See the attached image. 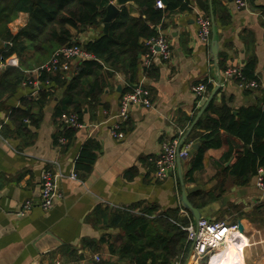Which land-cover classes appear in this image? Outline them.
<instances>
[{"label":"crops","instance_id":"0c3cea01","mask_svg":"<svg viewBox=\"0 0 264 264\" xmlns=\"http://www.w3.org/2000/svg\"><path fill=\"white\" fill-rule=\"evenodd\" d=\"M203 1L205 11L195 0L190 6L197 7L210 19L213 17L208 43L198 38L193 9L167 12L157 26V31L170 44L171 58L163 60L154 55L145 75L140 59L137 79H143L149 88L152 105L130 107L127 120L121 124L122 139H116L110 132L119 109L121 89L125 86L121 73L107 79L108 86L100 95L97 107L89 110L85 106L82 114L79 113L80 118L77 115L83 124L80 128L54 118V109L63 97L62 88L50 91L36 122L22 115L27 99L33 115L39 110L36 100H29L38 96L31 86L21 85L13 95L0 94V264H125L117 254L109 253L107 246V241L122 230L109 226V219L101 209L131 210L136 214L154 209L158 215L166 209L179 208L180 214L186 215L187 211L180 205L179 170L186 188L213 187L216 179L208 178L220 170L216 161L228 148L225 132H222L223 145L205 152L204 169L195 173L197 183L184 181L189 159H182L180 165L176 162L175 171L163 180L155 177L152 160L160 152L161 142L177 133L178 114L193 116L212 91L198 101L191 91L193 84L206 80L212 89L217 87L215 104L224 100L234 114L241 107L258 103L260 93L243 89L233 79L225 81L218 63L221 58L227 68L241 67L248 59L256 58V71L264 85V0H253L248 9H237L232 0H221L230 15L227 23L215 19L211 0ZM125 8L132 16H138L135 5ZM21 19L26 24L27 14L20 12L12 25ZM24 25L11 32L17 33ZM96 34V29L88 28L79 36V41ZM214 41L218 43L217 53L213 51ZM25 74L26 78H36L34 67ZM41 76L37 79L39 85ZM44 82L48 84L49 80ZM57 135L65 139L64 143L56 141ZM88 142L94 144L91 151L95 159L90 164L80 157ZM235 142L241 145L238 139ZM233 160L230 158L225 166ZM78 165H89V169ZM45 168L53 170L56 187L61 192V197H56L47 211L40 205V175ZM72 173H76V179L70 177ZM226 183H231L229 177ZM225 196L228 199L223 201ZM263 199L264 192L256 186V176H253L247 185L230 187L220 199L201 210L204 217L242 224L245 236L235 234L234 239L240 243L246 264H264L261 256L258 259L248 256L255 246L251 242L253 237L259 238L264 226L258 227L247 216L239 217L238 212L232 216L230 210L223 209L231 204L247 213ZM26 203H29L28 209H24ZM236 215V220L232 219ZM231 249L235 248L231 245L230 249L217 252L211 264ZM199 263H194L192 257L185 262Z\"/></svg>","mask_w":264,"mask_h":264},{"label":"trees","instance_id":"16d2710c","mask_svg":"<svg viewBox=\"0 0 264 264\" xmlns=\"http://www.w3.org/2000/svg\"><path fill=\"white\" fill-rule=\"evenodd\" d=\"M112 0H0V94L13 95L27 80L26 70L38 67L48 60L50 55L61 46L77 44L92 55L90 59L78 61L68 73H42L41 85L35 104L39 108L37 114L31 113L30 101L22 110L24 118H34L36 122L44 107L45 98L55 87L63 89L60 104L54 109V118L63 122V116L75 113L79 116L86 106L89 110L97 107L100 95L108 86L107 79L115 73H121L125 86L121 93L127 91L138 81L140 59L146 51L144 41L158 35L157 26L162 22L167 12H189L192 0H166L163 8L155 6L156 0H134L138 16H132L128 9L121 8L117 17L111 22L107 33L102 29V18L105 5ZM215 19L227 23L230 15L221 0H211ZM253 5V0H248ZM20 12L28 16L26 25L17 33H11L9 23ZM264 26V24H263ZM88 28L96 29L98 34L79 41V36ZM256 58H250L241 66L243 81L255 80L257 88H247V91L260 93L259 101L254 106L241 107L237 114L223 100L215 104L216 95L197 120L182 143H199L191 156L189 154V169L184 181L197 183L195 173L204 169V156L208 149L220 148L225 141L227 150L216 161L220 166L217 173L209 177L216 179L208 190H197L188 194L191 204L199 210L205 209L216 202L230 187L244 186L262 169L264 181V85L256 71ZM219 69L223 72L227 67L219 58ZM148 69L145 71L147 73ZM68 74V75H67ZM48 79L49 83L44 80ZM230 79L236 82L240 77ZM206 81V80H205ZM207 92L213 86L207 82ZM244 89V88H243ZM207 93V94H208ZM217 94V93H216ZM198 100V99H197ZM25 101V99H23ZM198 109L196 110V112ZM193 116L178 114L176 126L183 129L189 126ZM35 116V117H34ZM80 120V119H79ZM177 133L175 137H177ZM184 136V135H183ZM57 135L56 141L59 140ZM241 142V145L236 140ZM91 143V140L89 141ZM82 149L81 160L88 164L95 159L89 144ZM234 158L227 166L225 163ZM84 170L89 165H78ZM229 179L231 183H226ZM108 220L109 226H118L122 233L107 241L108 251L117 254L125 264H185L191 249V241L184 229L194 223L192 215L180 214V209H166L155 215L154 209L136 214L133 211L120 209H101ZM223 210L229 214L237 212L239 217L245 215L258 227L264 226V199L255 203L249 212H244L237 205H228ZM111 216H107V214ZM238 215L231 217L236 220ZM220 219H216L218 221ZM214 255L208 264H211ZM205 262L207 260L204 259Z\"/></svg>","mask_w":264,"mask_h":264},{"label":"built area","instance_id":"2783aa9c","mask_svg":"<svg viewBox=\"0 0 264 264\" xmlns=\"http://www.w3.org/2000/svg\"><path fill=\"white\" fill-rule=\"evenodd\" d=\"M237 9L250 8L248 0H232ZM155 6L163 8L164 4L161 0H156ZM195 11V20L198 25V38L203 43H208L211 31L210 17L199 10L195 6H191V10ZM264 39V37H263ZM146 51L141 58V71L145 75V71L149 69L151 59L154 55L160 56L163 60L171 58V48L167 39L158 31V35L152 36L144 41ZM92 55L87 52L82 46L72 44L68 46L58 47L48 58L47 61L35 68L36 78L28 77L26 81L22 82L23 86H31L33 93H36L39 88V79L42 73L57 74L68 73L74 63L84 59H90ZM76 63V64H77ZM240 77L238 85L244 89L257 88L258 82L255 80L243 81L240 66H231L223 71V79L229 80L233 76ZM207 82L200 81L191 86L192 93L199 100L205 99L207 95ZM222 85V84H221ZM142 106L150 107L152 105L150 98V90L144 83V80H138L130 86V88L121 94L119 99V109L116 113L115 120L110 126V132L116 139L123 138L121 124L127 120L130 107ZM63 122L71 125L74 128H80L83 124L79 121L75 113H70L63 116ZM177 137L165 139L161 142L160 152L152 160L155 166L154 175L158 180L165 179L168 175L175 171L176 157L180 159H187L189 157V150L192 147V142H183V129H177ZM64 138L60 137L58 141L64 143ZM263 170H258L256 176V186L264 192V181L262 179ZM72 179H76V173L70 174ZM56 197H61V192L58 191L55 184V174L53 170L45 168L40 175V205L47 211L49 210ZM29 208V203L24 205V209ZM187 231V238L193 245L192 259L194 263L202 262L204 259L211 260L215 252L225 245L233 238L234 234L242 233L238 229V222H227L223 220H213L202 216L197 223H190L184 228ZM96 260L98 257L96 256ZM208 261V262H209Z\"/></svg>","mask_w":264,"mask_h":264},{"label":"water","instance_id":"95a60500","mask_svg":"<svg viewBox=\"0 0 264 264\" xmlns=\"http://www.w3.org/2000/svg\"><path fill=\"white\" fill-rule=\"evenodd\" d=\"M161 1L163 2L164 5H166V0H161ZM195 1H196L195 3L197 4V6L202 11H205L204 1L203 0H195ZM127 5H134V0H112L111 2H109L105 5L106 11H105V14L102 18L103 31L105 33H107L111 22L117 17L121 8H123ZM211 20H212L211 22H213V17L211 18ZM212 45H213V51L217 53V47H218L217 41H214ZM119 89H120V87L118 88V90ZM216 90H217V87L212 89V91L210 92L208 97L205 99L203 105L201 106V108L197 112L194 120L192 121L190 127L188 128V130L184 134L183 138H185L189 134L190 130L195 125L197 120L200 118V116L204 112L205 108L209 105V103L212 100ZM197 147H198V143H193L191 149L189 150V154L191 155L197 149ZM180 161H181L180 157L177 156L176 162L178 165H180ZM179 178H180V183H181V188H182L181 196H180V205L185 211H188L192 215V217L194 219V223L196 224L197 221L202 217V212H201V210H199L198 208L194 207L191 204V202L188 199V194L199 190L201 187L198 185H193L191 187L186 188L184 185L180 170H179ZM202 188L206 189V186L202 187ZM227 199H228V196H225L223 201H225ZM238 229L240 232L243 233V226L240 222H238ZM192 250H193V245H191V249H190L189 255L186 259V262H188L190 257L192 256Z\"/></svg>","mask_w":264,"mask_h":264},{"label":"bare ground","instance_id":"6f19581e","mask_svg":"<svg viewBox=\"0 0 264 264\" xmlns=\"http://www.w3.org/2000/svg\"><path fill=\"white\" fill-rule=\"evenodd\" d=\"M243 236H245L243 233H241ZM235 236V234H234ZM230 240L227 245L224 247L219 248L215 253L224 250V249H230L231 245L236 249H231L227 253H222L220 257L216 258L214 264H246L245 260L242 257V249L240 247V243L234 239ZM245 243V242H241Z\"/></svg>","mask_w":264,"mask_h":264},{"label":"rangeland","instance_id":"374dc122","mask_svg":"<svg viewBox=\"0 0 264 264\" xmlns=\"http://www.w3.org/2000/svg\"><path fill=\"white\" fill-rule=\"evenodd\" d=\"M15 20H13L12 22H14ZM12 22L9 23V29L10 31H16V29H19V27L23 26L25 24V19H21L19 20L16 24L12 25ZM26 25V24H25ZM24 25V26H25ZM11 27V28H10ZM11 32V33H12ZM14 33V32H13ZM225 217V216H224ZM224 217H221V218H224ZM231 218V217H230ZM223 221H227L229 222L230 220L229 219H222ZM260 234L259 235V238L258 236L257 237H253V242L255 246L252 247L251 249V252L248 253V256L251 258V259H254V258H259L261 256V258L264 260V230H260ZM249 235H251V232L249 233ZM233 239V238H232ZM231 239V240H232ZM214 255H217V253H215ZM208 262V259L206 260H203L202 262H200L199 264H207Z\"/></svg>","mask_w":264,"mask_h":264}]
</instances>
